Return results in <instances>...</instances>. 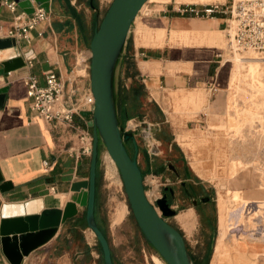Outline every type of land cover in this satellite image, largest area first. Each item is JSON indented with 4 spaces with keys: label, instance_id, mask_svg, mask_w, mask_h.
Listing matches in <instances>:
<instances>
[{
    "label": "crops",
    "instance_id": "obj_1",
    "mask_svg": "<svg viewBox=\"0 0 264 264\" xmlns=\"http://www.w3.org/2000/svg\"><path fill=\"white\" fill-rule=\"evenodd\" d=\"M85 1L89 8L85 6ZM101 1L97 0L95 7L92 0H49L48 16L29 30V41L15 38L14 45L0 48V67L3 66L1 60L13 54L20 55L22 60V64L0 73V87L7 85L0 106V173L2 180L9 182L7 189H0V222L3 206L7 203L26 204L31 199H40L39 209L18 213H35L50 207L61 209L60 222L54 234L24 255L20 264H104L97 239L85 218L83 200L88 186L90 154L79 152L74 127L47 121L30 107L23 77L33 74L38 84H44V71L50 68L55 70L64 81V95H70L69 98L79 108L74 114V121L92 133V113L88 111L91 110L90 105L83 98L90 90L89 44L97 26L96 20L99 21ZM214 1L225 0H163L158 7L154 3L152 12L142 17L143 23L138 27L144 29L139 32L141 37L135 33L134 26L133 36L129 32L127 34V43L117 61L121 66L119 91L122 93L123 86L138 87L140 92L137 99L159 110L161 122L178 116L168 112V104L186 107L203 101L201 110L208 115L209 126L228 130L231 97L227 92L222 98L218 92L211 100L208 96L210 83L218 88L220 82L214 76L218 65H214L216 59L213 55L216 53L213 48L221 49L217 68L220 73H223L222 64L229 54V51L223 54L225 50L219 46L218 34L222 31L229 42L226 34L229 19L222 14L196 17L175 11L176 6L183 2L201 5ZM32 2L35 6L34 0ZM13 15L14 12L5 4L0 5V37H9L5 32L11 25ZM135 19L131 26L135 25ZM141 38L149 42L141 44ZM28 50H31L32 65L26 64L24 52ZM230 73L228 68L225 81L227 91ZM212 76L214 78L210 80ZM115 89L117 99V85ZM204 91L207 96L203 95ZM199 112L196 110L193 113L196 115ZM44 159L48 162L46 169ZM51 185L54 189L50 188ZM248 185L245 184L243 188L245 198L248 201H263L264 190L248 189ZM94 216L103 230L100 187L95 196ZM190 218L189 213L177 217L183 224ZM120 219L119 215H115L112 223L116 224ZM244 243L236 242L241 261L264 264V242L261 249L251 248L249 251ZM211 244L213 246L212 241ZM211 258L212 254H209L207 264H210ZM0 264H12L3 252L1 239Z\"/></svg>",
    "mask_w": 264,
    "mask_h": 264
},
{
    "label": "rangeland",
    "instance_id": "obj_2",
    "mask_svg": "<svg viewBox=\"0 0 264 264\" xmlns=\"http://www.w3.org/2000/svg\"><path fill=\"white\" fill-rule=\"evenodd\" d=\"M110 1H101L99 21ZM225 1L228 2L230 0ZM162 2L163 0L146 2L143 12L135 19V25L130 26L131 31H128L130 36H133L134 33L132 30L133 26L135 33L140 36L139 32L144 30L138 28L143 23L141 22L142 17L152 12L154 3L155 7H158ZM91 3L92 6L96 7L97 0H92ZM85 6L88 7V2L86 1ZM99 21L96 20V24ZM131 24H134V22ZM218 34L221 44L219 46L225 50L223 53L225 55L230 45L222 31ZM147 42L149 41L143 38L139 40L141 44H147ZM213 49L214 53H216L213 55L216 59L214 61L216 67L217 65L219 66V60L221 59L219 54L221 49L215 47ZM241 50V56H239L240 54L234 56L243 60L257 59L258 62L255 64L258 72L262 74L261 78L251 79L248 77L247 64H244L240 69V76L238 75L231 80L230 87L227 85V91L225 85L227 65L222 68L223 73L218 72L217 66L214 76L220 82L218 88L209 91L210 96H208L211 100L215 93L218 92L222 98L227 92L231 97L228 130L209 126L207 122L208 115L202 111L203 101L197 105L188 104L186 107H176L168 104L166 106V109L169 110L168 112L172 116H178L175 118H173L174 116L172 118L169 116L168 122H161L162 115L160 111L154 110L152 105H148L147 102L138 98L128 118H125L122 111L123 102L122 99L120 100L121 66L118 62L114 71V84L115 86L117 85L118 90L117 104L124 127L127 124L129 125L130 121L128 119L131 116L137 117L136 115H141L144 120L142 123L144 128L140 124L134 128L138 145H141L142 149L145 150L151 143L156 148L158 147L159 150L156 152L155 160L171 158L177 159L176 162L179 164L182 160L184 165L187 166L184 175L194 180H200L204 185L203 191L208 192L210 195L211 199L208 204H205L204 214L199 215L198 210L192 208L187 199L181 200V196L178 195L173 201V203H177L175 213L165 216L168 222L180 230L186 248L197 264H204L205 262L207 264L209 254H212L210 264H249L248 261H241L238 256L236 242H245V249L248 251L251 248L258 250L263 246L262 241H255L253 236L255 234L264 236V200L248 201L243 194V188L245 184H250L248 189L264 190V56L255 50H245V48ZM234 56L229 52L225 57V59L233 62L232 67H236ZM233 70L234 68L229 69L230 72H233ZM203 95H206V91L203 92ZM196 110H200V112L195 115L193 112ZM179 116L184 118L180 119ZM186 118L189 119L185 120ZM126 145L132 153L134 148L130 139L126 141ZM155 150L157 149L154 147ZM105 153L106 148L103 143H100L98 172L103 202V224L105 225L103 231L109 241L114 263L167 264L155 249L145 241L129 206L119 170L110 156L105 158ZM138 160L141 163L140 165H142V182L145 193H150L148 199L156 205L154 197L159 194L164 179L162 176L155 174L150 166L152 161H145L142 158V154L138 156ZM108 165L111 166L110 172L107 168ZM243 166H250L251 168L244 170ZM176 184L173 185L175 190H178L179 188ZM223 184L226 185L224 190L220 188V185ZM181 193V191H178V194ZM184 213H189L191 218L183 224L177 217ZM115 215H119L121 219L116 224H113L112 220ZM175 215L178 216L176 217ZM211 241L214 248L212 244L210 246ZM156 258L160 259L162 263H159Z\"/></svg>",
    "mask_w": 264,
    "mask_h": 264
},
{
    "label": "water",
    "instance_id": "obj_3",
    "mask_svg": "<svg viewBox=\"0 0 264 264\" xmlns=\"http://www.w3.org/2000/svg\"><path fill=\"white\" fill-rule=\"evenodd\" d=\"M17 4L30 12L32 0H15ZM146 0H111L90 40V91L93 94L92 148L88 170V186L84 193L87 226L98 240L104 264H114L109 241L94 216L95 178L98 144L103 143L106 151L115 161L119 170L132 213L142 231L145 240L155 249L167 264H195L185 248L180 231L168 222L167 215H173L175 209L168 206L163 197L154 198V205L146 196L142 171L137 161L138 144L135 134L119 124L116 99L114 95V71L122 52L131 23ZM36 4L49 9V0H34ZM0 0V5H1ZM15 44L14 37H0V48ZM31 50L24 52L30 57ZM0 73L22 64L20 55H11L1 60ZM7 85L0 87V106L3 103ZM141 125L143 119L138 115ZM152 130V128H150ZM130 139L133 152L127 149L124 140ZM156 149V146H154ZM169 167H172L169 165ZM0 189L5 190L7 180H2ZM156 207L158 209H156ZM61 209L43 208L39 212L5 214L0 222L2 249L12 264H20L24 255L37 245L48 240L60 222Z\"/></svg>",
    "mask_w": 264,
    "mask_h": 264
},
{
    "label": "built area",
    "instance_id": "obj_4",
    "mask_svg": "<svg viewBox=\"0 0 264 264\" xmlns=\"http://www.w3.org/2000/svg\"><path fill=\"white\" fill-rule=\"evenodd\" d=\"M9 10L14 12L11 25L6 29V35L14 38H24L29 41V30L35 27L39 21L48 16L47 10L40 4L33 5V10L28 12L20 7L15 0H1ZM175 11L179 14H187L196 17L215 16L222 14L229 21L226 26V34L229 43L240 48L251 49L260 52L264 56V0H230L228 2H209L197 5L193 2H183L176 6ZM27 65H32V59L26 57ZM26 95L30 98V107L47 121H55L66 127H74L77 131L78 150L80 153H91L92 133L78 125L74 121V114L79 111L75 102L64 95V81L53 69L44 71V84H38L33 74H25ZM210 89L215 86L210 83ZM84 102L93 108L94 97L91 91L85 93ZM125 129L134 132V128L141 121L137 117L128 119ZM144 121V120H143ZM142 121V122H143ZM144 128V126L142 127ZM147 151H154V144L147 146ZM45 169L48 167L46 159L43 160ZM54 189V186H50Z\"/></svg>",
    "mask_w": 264,
    "mask_h": 264
},
{
    "label": "flooded vegetation",
    "instance_id": "obj_5",
    "mask_svg": "<svg viewBox=\"0 0 264 264\" xmlns=\"http://www.w3.org/2000/svg\"><path fill=\"white\" fill-rule=\"evenodd\" d=\"M135 134V133H134ZM136 137V136H135ZM137 140V138H136ZM131 141V140H130ZM138 144V143H137ZM155 151H147L142 149L141 145H138V153L137 155L140 156L142 154V158L147 162L152 161V169L154 170L155 174L162 176L164 182H162L161 189L159 194L156 197H163L164 202L174 208L176 210L177 203H173V201L177 198L178 195L181 196V200L187 199L190 202V206L196 210H198V214H204V207L205 204L210 202V195L208 192L203 191L204 185L198 179H191L188 176H185L184 173L187 170V166L184 165L183 161L179 164L176 162L175 159L171 158H163L161 160L156 159V152L159 148H156ZM137 161L142 171V165H140V161ZM146 158V159H145ZM171 165L172 167H169ZM170 178H172L170 180ZM179 188L175 190L173 184ZM178 191H181V194H178Z\"/></svg>",
    "mask_w": 264,
    "mask_h": 264
},
{
    "label": "bare ground",
    "instance_id": "obj_6",
    "mask_svg": "<svg viewBox=\"0 0 264 264\" xmlns=\"http://www.w3.org/2000/svg\"><path fill=\"white\" fill-rule=\"evenodd\" d=\"M148 0H146L143 4H142V6H141V8L139 9V11H138V13L136 14V16H135V18L137 17V15H139V14H141L142 12H143V9L145 8V6H146V2H147ZM229 45H230V48H228V51L230 52V54H232L233 56L235 55H239V56H241V54H242V48H240V47H238V46H236L235 44H233L232 42L231 43H229ZM241 50V51H240ZM246 50V49H245ZM247 50H249V49H247ZM251 51V50H250ZM228 52V53H229ZM234 56V57H235ZM235 60H236V67H232L233 65V62H230L231 60H229V59H225L224 61H223V64H222V68L225 66V65H227V68L226 69H232V68H234V70H233V72H231V74H230V77H229V80H228V85H229V87L231 86V80H233L234 78H236L238 75L240 76V69H241V67H242V65H244V64H247L246 66V69H247V75H248V77H250L251 79H260L261 78V76H262V74H260V72H258V68H256L257 67V63L256 62H258V60L257 59H255V58H252L251 60H243V59H241V58H239V57H235L234 58ZM256 63V64H255ZM221 68V69H222ZM223 71V70H222ZM257 73V74H256ZM242 74V73H241ZM244 75V74H243ZM242 76V75H241ZM263 77H264V74H263ZM238 79V78H237ZM252 83V82H251ZM129 121V120H128ZM131 123V122H130ZM129 123V124H130ZM228 125V124H227ZM107 156H110L109 155V153L106 151V153H105V158L107 157ZM111 157V156H110ZM111 159H112V157H111ZM113 160V159H112ZM114 161V160H113ZM114 163H115V161H114ZM244 165V164H243ZM115 166H116V164H115ZM244 167V166H243ZM108 170H109V172L111 171V166L110 165H108ZM247 168H251L250 166H245L243 169L244 170H246ZM231 170V169H230ZM234 174V173H233ZM237 175V174H236ZM235 176V175H234ZM232 180V179H231ZM236 180V179H235ZM233 181V180H232ZM231 181V182H232ZM238 181V180H237ZM238 184H239V182H238ZM237 184V185H238ZM236 187V186H235ZM239 187V186H238ZM221 189H224L225 188V185H221V187H220ZM240 188V187H239ZM229 189V188H228ZM231 189V188H230ZM236 191V190H235ZM153 192V191H152ZM151 192V193H152ZM232 193V192H231ZM146 194H147V197H149V192H146ZM243 203V202H242ZM40 206H41V201H40V199H38V198H35V199H31V200H29V201H27V203L26 204H24V203H7V204H5L4 206H3V212L4 213H18V212H22V211H26V210H29V211H33V210H37V209H39L40 208ZM157 209V208H156ZM91 230V229H90ZM92 231V230H91ZM93 232V231H92ZM253 238H255V241H262V242H264V236L263 235H259V234H255L254 236H253ZM213 248H214V246H213ZM156 260L159 262V263H162L161 262V260L160 259H158V258H156Z\"/></svg>",
    "mask_w": 264,
    "mask_h": 264
},
{
    "label": "trees",
    "instance_id": "obj_7",
    "mask_svg": "<svg viewBox=\"0 0 264 264\" xmlns=\"http://www.w3.org/2000/svg\"><path fill=\"white\" fill-rule=\"evenodd\" d=\"M100 22V21H99ZM99 24V23H98ZM97 24V25H98ZM127 43V38H126V41L124 44ZM124 47V46H123ZM133 74V73H132ZM133 91V92H132ZM120 92V91H119ZM140 92V89L137 87V88H132V86H123L122 87V93H121V99H122V111H123V115L125 116V118H128L132 108L135 107L136 105V99H137V93ZM132 93V95H130ZM114 95H115V99H116V89H115V84H114ZM116 108H117V115H118V119H119V124L121 126H124V123L122 121V118H121V115L119 113V107H118V104H117V99H116ZM128 140V139H127ZM127 140H124V143L126 145V141ZM127 147V145H126ZM128 149V148H127ZM129 150V149H128ZM99 151H100V143L98 144V154H99ZM130 152V151H129ZM131 153V152H130ZM98 154H97V165H96V178H95V196H96V192L98 190V187H99V172H98ZM88 161L90 162V155L88 157ZM130 206V205H129ZM103 231V230H102ZM104 233V231H103ZM105 234V233H104ZM106 236V235H105ZM98 241V240H97ZM146 241V240H145ZM99 244V242H98ZM100 246V244H99ZM185 248H186V245H185ZM187 249V248H186ZM100 250H101V247H100ZM188 251V250H187ZM189 252V251H188ZM101 253H102V250H101ZM190 254V253H189ZM111 256H112V253H111ZM192 260L194 261L195 264H197V262L195 261V259H193V256L190 254ZM112 260H113V257H112ZM114 262V260H113ZM115 264V263H114ZM206 264V262L204 263Z\"/></svg>",
    "mask_w": 264,
    "mask_h": 264
}]
</instances>
